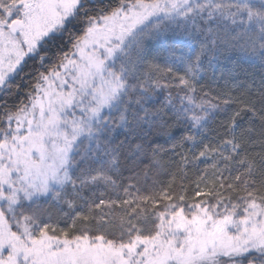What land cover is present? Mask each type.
<instances>
[{
    "label": "snow or ice",
    "instance_id": "snow-or-ice-1",
    "mask_svg": "<svg viewBox=\"0 0 264 264\" xmlns=\"http://www.w3.org/2000/svg\"><path fill=\"white\" fill-rule=\"evenodd\" d=\"M177 29L203 36L200 52L142 71L149 43ZM221 46L264 68V0H0V264H264V75L213 94L203 56ZM51 47L28 103L9 107ZM144 125L181 126L173 147L200 149L181 155L179 186L122 183L127 137L112 132Z\"/></svg>",
    "mask_w": 264,
    "mask_h": 264
},
{
    "label": "trees",
    "instance_id": "trees-1",
    "mask_svg": "<svg viewBox=\"0 0 264 264\" xmlns=\"http://www.w3.org/2000/svg\"><path fill=\"white\" fill-rule=\"evenodd\" d=\"M105 3H109L110 0H104ZM118 2V0H115ZM99 7V5H97ZM81 25L76 29V34L79 35L82 33L83 27ZM204 38L201 39L203 41ZM63 41V50L67 51L71 48V43L68 40V34L65 33L63 37L60 38ZM159 42L154 41L149 45L151 55L149 56L145 66L142 68V71H147V65L151 63H156L162 67L167 66L172 63V60L166 61L165 55L159 53L155 55L153 49L159 50L157 46ZM59 45V41H58ZM57 47H51L49 49V55L51 59L44 65L40 67L39 63L34 60H28L27 66L25 67V73H30L24 75L23 79L21 76H16L13 82V95L9 98V107H12L18 103L21 99L28 103V98L26 93L31 90L32 85L36 82V76L38 72H46L48 68L54 63L57 59ZM203 70L202 76L203 80L201 81L202 85L211 84L213 87V94L217 91L216 85H219L220 90L228 91L232 88V85L241 81H251L255 80L257 83L260 80L261 75H264V68H262L259 62H251L246 59L244 54L238 50H231L221 46L216 52H208L203 56ZM223 76L224 79H220ZM225 80H228V88H225ZM16 85H20L19 91L16 92ZM233 94H238L233 92ZM159 106V105H157ZM3 112V109H0V113ZM224 117H218L216 122L211 125V127L216 128L220 120ZM168 124H173L172 120L168 121ZM144 132H140L136 135H132L128 132L126 128L120 127L116 128L112 132V137L115 138L116 144H119L121 141H127L125 143V149L121 155V165L123 176L121 181L124 185L128 183H135V180L130 181L128 177L139 175L140 184L144 190V194H148L150 186L153 181H157L156 189L167 186L169 181L173 178V175L176 176V185L179 186L181 183L180 176L182 173L178 171V165L181 160V155H187L191 159L193 152L196 154L199 153L200 149L195 148L190 151L191 145L185 144L183 148L177 145L175 148L173 144L178 141L184 130L181 126H173L168 128L167 125L164 129L159 127L149 128L148 125H144ZM172 139H169V135ZM129 142L131 147L134 148L135 145L140 144L143 148V151L135 155H131L129 150ZM153 149H157L154 156ZM127 157V159H126ZM159 161V164L156 163ZM210 163V162H209ZM206 168V164L201 161H197L195 164L189 163L185 166V171L187 172V179L183 183L188 187L189 192L192 193V190L195 189V184L191 181H194L199 174L203 172ZM147 172V179L145 180L144 174ZM201 188H204V184L200 185ZM103 190L102 188L100 189ZM207 189H205L206 191ZM134 191V189H133ZM121 194H123V189H120ZM113 197L115 193H110ZM204 197H196V200L203 199ZM54 219H57V216L54 215ZM71 221H65L60 218V227H66L67 224ZM59 235V232H57Z\"/></svg>",
    "mask_w": 264,
    "mask_h": 264
},
{
    "label": "rangeland",
    "instance_id": "rangeland-1",
    "mask_svg": "<svg viewBox=\"0 0 264 264\" xmlns=\"http://www.w3.org/2000/svg\"><path fill=\"white\" fill-rule=\"evenodd\" d=\"M202 38L203 36H199L195 33L190 38L187 33H183L182 30L177 29L176 32L167 33L166 39L163 41L153 40L149 43V45L154 41H158L159 43L157 46L159 47V50L153 49L154 51L152 52H154L155 55L158 54L157 52L163 53L165 55V60H172L173 63L177 60V58L186 57L190 54L189 45H191L196 52H200ZM76 58L79 59L78 56ZM14 126L15 124H13V127Z\"/></svg>",
    "mask_w": 264,
    "mask_h": 264
}]
</instances>
